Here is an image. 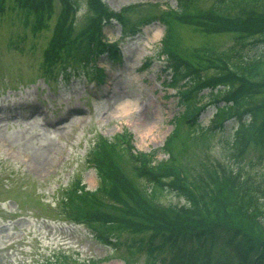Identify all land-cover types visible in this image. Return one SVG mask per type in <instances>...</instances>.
I'll return each instance as SVG.
<instances>
[{"label":"rangeland","instance_id":"374dc122","mask_svg":"<svg viewBox=\"0 0 264 264\" xmlns=\"http://www.w3.org/2000/svg\"><path fill=\"white\" fill-rule=\"evenodd\" d=\"M104 1L127 20L125 32L115 21L104 29L108 43L120 49L117 57L102 50L83 53L78 62L53 63L46 52L58 29L62 0H56L55 11L38 24L35 33L36 14L27 2L0 0V264H235L231 253L220 250L199 257L200 261L190 255L175 256L168 247L148 253L134 247L128 232L119 239L120 245L110 246L95 238L78 215L81 206L63 200L74 186L84 184L92 190L99 186L93 158L96 162L102 156L92 145L97 137L109 139L119 133L127 152L120 165L125 176L136 177L144 188L146 181L135 175L129 149L132 144L140 151L155 149V159L164 158L161 146L172 131L173 116L182 109L179 92L167 74L173 63L167 62L168 55L160 47L165 24L158 18L138 24L140 19L176 8V0ZM75 2L72 19L79 30L89 24L91 13L88 0ZM218 2L196 0L191 13L205 14ZM135 25L139 29L134 33L129 28ZM174 32L175 55L192 61L207 43L224 48L233 42L230 34L207 35L182 21L175 23ZM245 50L249 55L264 53V42ZM205 70H200L203 75ZM125 104L129 110L122 112ZM215 110L212 103L202 110L203 126L210 123ZM237 124L238 119H228L224 130L207 141L190 143L186 153L194 159L193 174L215 170L219 175L209 194H220L223 185L225 196L246 206L257 200L248 216L258 209L260 217L264 156L256 160L259 153L248 151L244 165L231 162L226 142L232 141ZM161 193L158 201L164 206L178 209L189 204L186 195L172 188ZM232 206L236 208L237 203Z\"/></svg>","mask_w":264,"mask_h":264},{"label":"trees","instance_id":"16d2710c","mask_svg":"<svg viewBox=\"0 0 264 264\" xmlns=\"http://www.w3.org/2000/svg\"><path fill=\"white\" fill-rule=\"evenodd\" d=\"M23 1L36 14L35 33L38 24L42 25L41 21L55 11L56 0ZM73 3L77 4L75 0H62L58 29L46 57L52 58L53 63L78 62L83 53L104 50L115 59L119 49L103 40V28L116 20L125 32L124 13L114 11L102 0H88L91 19L78 30L72 19L76 14ZM195 4L196 0H178L177 8L166 10L160 18L166 25L163 51L173 63L169 70L170 85L180 88L179 103L183 106L175 115L174 129L165 141L168 158L154 162L152 154L129 151L134 157V171L148 182L142 188L132 176H125L120 165L127 154L123 140L99 139L95 148L102 156L96 162L101 173L100 188L91 191L84 186H74L64 195V200L81 206L78 215L96 238L106 243L120 245L122 240L119 239L128 232L134 235L136 247L148 246L146 250L150 253L169 247L175 256L190 255L194 261H200L199 257L220 250L231 253L235 264H264V213L259 217L257 209V214L248 216L257 200L254 203L252 199V206H246L244 202L225 196L223 185L219 186L220 194H209V186L216 183L219 175L214 174L215 170L206 175L193 174V157L186 153L190 143L207 141L215 135V128L224 130L225 121L233 117L238 119V127L230 146L240 150L231 156L232 160L244 165L249 160L248 151L259 153L256 160L264 156V100H261L264 96V53L249 55L245 50L259 41L264 42V0H219L205 14L191 13ZM157 18V14L150 19L145 17L138 24ZM178 21L207 35L230 34L233 42L224 48L207 43L194 61L179 58L171 43ZM137 29L138 25L129 28L134 33ZM201 69H206V74L203 75ZM181 78L186 81L180 87ZM204 88H208L209 93H202ZM204 97L208 102L202 101ZM257 99L259 102H255ZM211 103L217 107L211 119L214 130L199 121L202 110ZM185 126L186 132L182 133ZM168 185L186 195L189 204L174 209L159 203L162 195L159 192ZM229 187L233 189V184ZM233 202L237 203L236 208ZM146 231L150 232L146 234ZM46 264L60 263L50 261Z\"/></svg>","mask_w":264,"mask_h":264},{"label":"bare ground","instance_id":"6f19581e","mask_svg":"<svg viewBox=\"0 0 264 264\" xmlns=\"http://www.w3.org/2000/svg\"><path fill=\"white\" fill-rule=\"evenodd\" d=\"M159 34H157V36H158ZM129 110V108H128V106H127V104H125V105H123V107H122V112H127Z\"/></svg>","mask_w":264,"mask_h":264}]
</instances>
